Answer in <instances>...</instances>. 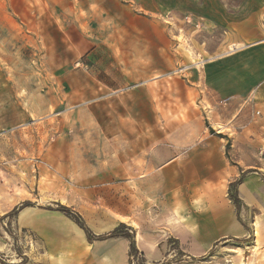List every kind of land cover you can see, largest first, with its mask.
Here are the masks:
<instances>
[{
  "label": "rangeland",
  "instance_id": "1",
  "mask_svg": "<svg viewBox=\"0 0 264 264\" xmlns=\"http://www.w3.org/2000/svg\"><path fill=\"white\" fill-rule=\"evenodd\" d=\"M175 11L164 7L154 14L141 0H0V264L36 260L42 244L27 223L37 210L66 215L57 208L70 204L94 214L114 206L111 199L118 194L131 208L141 210V201L156 206L159 223L148 230L164 238L146 254L148 264H264V210L242 207L249 230L241 238L204 245L185 228L192 208L201 204L192 189L207 177L189 169L202 160L193 159L195 151L224 139L230 143L223 130L233 138V128L244 126L225 128L217 113L224 102L203 77L207 64L229 49V32L216 25L209 29L196 13ZM75 22L103 46L109 58L103 64L121 60L117 66L126 80L107 95L91 96L92 102L82 103L72 81L64 80L79 62L75 48L59 39V29ZM227 105L235 109V103ZM236 108L244 109L242 103ZM139 134L143 151L158 136L164 156L177 154V170L166 171L170 180L163 174L151 180L144 195L141 183L109 193L104 188L87 196L80 192V184L101 183L105 176L98 171L112 152ZM125 145L133 149L136 141ZM229 148L227 162L235 163ZM253 168L264 179L262 170ZM28 200L30 205L10 214ZM172 236H179L178 244L169 242Z\"/></svg>",
  "mask_w": 264,
  "mask_h": 264
},
{
  "label": "crops",
  "instance_id": "2",
  "mask_svg": "<svg viewBox=\"0 0 264 264\" xmlns=\"http://www.w3.org/2000/svg\"><path fill=\"white\" fill-rule=\"evenodd\" d=\"M141 6L154 14H160L164 7L176 10V13L179 9H185L186 15H200L203 25L208 28L216 25L217 30L229 32V49L219 54L216 61L207 64L203 77L218 102H224L223 106H218L217 113L225 128L244 127L240 131L233 128V138L231 132L223 130L229 135L230 143L224 139L222 143L214 142L204 146L201 151H195L198 154L193 155V159L202 160L193 162L189 169L192 175L205 172L207 177L202 180L199 189L197 186L192 189V198L200 194L201 204L197 209L192 208V216L187 217L185 228L192 238H197L204 245L225 238L244 237L249 229L241 215L238 217L237 209L229 198V185L242 172H247L238 186L239 196L246 208L264 210V179L252 173L253 167H257L264 175V157L261 159L258 155V152H264V0H141ZM59 31V39L67 40L75 48L74 61L79 62L68 76L64 75V80L66 83L67 79L72 81L70 85L75 90L74 94L85 99L81 100L82 103L92 102L94 99L91 96L100 93L107 95L116 88L124 87L126 80L120 75V66H117L121 60L110 58L107 65L103 64L105 59H109L102 54L103 46L78 22ZM104 73L107 74L105 78L102 77ZM129 91H126V96ZM228 102L235 103V109L230 110ZM237 103L243 104L244 109L240 112L236 108ZM117 105L118 102H115L114 107L117 108ZM137 105H141L139 99ZM128 139L125 138L122 146L112 152L100 171L97 168L90 172L89 180L100 172L105 176L103 181L96 183L97 187L94 182L80 184V192H86L87 196L88 192L104 188L109 193L121 188L127 190L133 185L131 183H141V193L144 195L149 190L147 184L151 180L161 178L162 174L171 179L166 171L177 170V154L170 152L164 156L162 148L156 145L160 142L158 136L152 138L153 144L147 151L141 149L140 134L136 139ZM205 139L209 137L205 136ZM131 141H136L135 149L125 145ZM228 148L235 163L227 162ZM165 163L169 166L162 170L161 166ZM86 196L83 200H87ZM115 198L111 199L114 206H108L104 211L99 210L94 214L81 209L76 211L95 234L110 232L120 223L133 227L138 248L145 256L153 252L158 241L164 238L158 234L159 239L148 230L154 231L159 223L155 217L156 206L148 203L146 206L141 201L140 210L139 205L131 208L124 203L123 194L115 195ZM65 206L71 207L70 204ZM31 217L28 218L27 227L36 232L42 246L38 248L36 260L30 264H129V241L124 237L91 242L75 221L60 212L40 209ZM170 224L171 221L167 226L170 227ZM253 224L252 229L257 234V223ZM172 237L179 240V236Z\"/></svg>",
  "mask_w": 264,
  "mask_h": 264
},
{
  "label": "trees",
  "instance_id": "3",
  "mask_svg": "<svg viewBox=\"0 0 264 264\" xmlns=\"http://www.w3.org/2000/svg\"><path fill=\"white\" fill-rule=\"evenodd\" d=\"M247 172H242L241 175L232 181L229 185V197L233 201L236 209H237V215L240 218V211L242 207L244 206L243 200L239 196L238 192V186L239 184L244 180L245 174ZM31 204V201H25L23 202L20 206L15 207L10 214L16 213L18 210L21 208L28 206ZM58 210L62 211L65 213L68 217H70L73 221H75L81 229L85 232L87 235V238L89 241H94V240H104L108 238H117V237H124L129 241V264H148V260L145 256V253L142 252L136 242V231L133 227L125 224V223H120L117 227H115L113 230L110 232L104 233V234H95L89 226L86 224L84 218L82 215L71 209L68 206L65 205H59L57 208ZM175 242L178 244L179 240L176 238H169V242ZM181 253H184L181 251ZM186 254V253H185ZM190 255V254H186ZM160 264H164L163 262Z\"/></svg>",
  "mask_w": 264,
  "mask_h": 264
},
{
  "label": "built area",
  "instance_id": "4",
  "mask_svg": "<svg viewBox=\"0 0 264 264\" xmlns=\"http://www.w3.org/2000/svg\"><path fill=\"white\" fill-rule=\"evenodd\" d=\"M261 154H263L264 152L263 151H260Z\"/></svg>",
  "mask_w": 264,
  "mask_h": 264
}]
</instances>
